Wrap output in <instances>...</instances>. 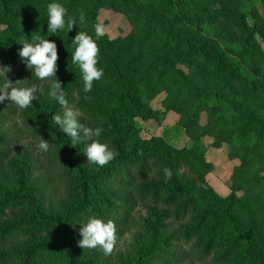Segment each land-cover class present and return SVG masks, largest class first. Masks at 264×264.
I'll return each instance as SVG.
<instances>
[{"label":"rangeland","instance_id":"1","mask_svg":"<svg viewBox=\"0 0 264 264\" xmlns=\"http://www.w3.org/2000/svg\"><path fill=\"white\" fill-rule=\"evenodd\" d=\"M5 1L12 13L21 16L19 20L39 19V13H32L34 4L26 0ZM172 1L176 3L187 30L166 20L162 7L147 9L146 5H138V10L133 11L132 8L131 14L126 15L111 0H41V3L46 10L49 3L62 4L67 9L65 19L75 18V27L91 36L95 33V25L102 23L106 32L101 38L115 53L118 49L111 43L117 42L126 43L136 52L154 51V57L145 59L135 69L130 87L137 85L139 92L137 97L131 94L132 101L99 60L97 67L103 69L104 75L94 81L92 91L85 94L90 99L98 96L116 122L134 125L142 138H159L175 149L197 152L206 164L205 171L196 174L184 167L182 173L199 179L202 186L206 185L209 198L231 207L249 243L264 255V150L236 147L234 140L240 130L220 128L214 113L216 101L211 105L202 99V95L222 96L236 107L235 110L264 117V7L258 0H238L240 14H228L218 6L194 8L189 0ZM81 12L86 17L83 25L79 22ZM28 22L31 25L30 41L32 35L43 36L46 33V29L37 28L33 20ZM76 34L77 31L71 30L62 33L60 38L72 47ZM94 40L99 48L100 42ZM7 48L8 44L0 35V65L9 68L0 73V85L7 79L13 83L22 80L16 85L18 87L37 84L39 99L25 109H19L7 100L0 103V139L6 144L0 183L12 191H16L22 183L26 189L35 192L47 214L57 213L67 204L66 186L46 153L38 150L40 139L31 136L33 132L25 123L32 114L43 112L52 100L49 96L50 82L34 78L32 70H28L19 54L11 58L3 57L2 52ZM190 49H194L192 66L179 64L175 56ZM129 54L128 50L127 56ZM57 65V77L61 82L66 62L59 57ZM78 81L79 91L83 92L80 73ZM70 107L80 110L81 123L98 126L79 106ZM136 145L137 142L132 143L129 149ZM87 165L90 170L99 167ZM117 182L108 185L110 192L124 191ZM150 210V206H140L131 215L128 225L116 227L117 242L111 255L105 256L99 247L84 249L85 260L91 264H135L140 251L152 245L153 234L145 226L147 222L152 223L147 218ZM23 213V210L14 211L11 217H22ZM121 216L117 214L116 218ZM182 232L181 226L174 225L158 239L170 238L169 244L174 248L172 253H181L187 250L188 245L180 239L179 242L174 240ZM73 234L82 239L80 229H75ZM160 248L168 250L166 246L161 245ZM170 260L172 264H200L187 259L185 254ZM155 261L161 264L164 260ZM202 264L215 263L209 261Z\"/></svg>","mask_w":264,"mask_h":264},{"label":"trees","instance_id":"2","mask_svg":"<svg viewBox=\"0 0 264 264\" xmlns=\"http://www.w3.org/2000/svg\"><path fill=\"white\" fill-rule=\"evenodd\" d=\"M26 1L35 5L32 13H39L38 20H19L21 16L12 13L6 1L0 0V35L8 44L2 56L14 57L22 48L19 44L21 41L27 39L31 42L28 37L31 33L29 20H33L37 28L46 29L43 37L57 44L58 58L66 62L61 83L69 106L76 104L104 129L99 139L111 146L117 155L105 167L90 170L84 153L89 142L81 140L72 145L70 138L60 131L52 117L57 113L62 114L63 108L54 99L43 112L32 114L25 121L27 128L33 132L31 136L35 139L42 137L49 141L50 149L45 152L46 157L63 180L68 201L57 213L47 214L35 192L26 189L22 183L16 191L0 183V264H91L85 260L84 249L78 245L80 239L75 237L74 230L81 229V223L91 216L105 222L110 219L116 227L126 226L140 206L151 208L147 218L152 223L147 222L145 226L153 234V240L149 249L140 251L139 260L135 264L159 263L154 262L155 259L164 260L161 264H172L170 258H177L179 254H185L187 259L200 264L209 261L215 264H264V255L249 243L232 208L224 206L217 199L209 198L206 185L202 186L199 179L182 173L184 167L196 174L203 173L206 169L203 158L192 149H175L159 138L144 139L134 125L116 122L98 96L86 100V94L79 91V67L71 59L74 50L60 38L62 33L68 32L67 28L54 34L48 33L47 10L41 0ZM111 1L119 5L126 15L131 14L132 8L133 11L138 10V5H146L147 9L162 7L166 20L187 30L172 0ZM258 1L264 7V0ZM188 3L194 8L218 6L228 14H236L241 10L238 8V0H189ZM3 26L5 28L1 29ZM72 31L78 33L79 30L74 26ZM92 37L101 44L98 60L110 72V77L119 82L122 91L129 95V101H132L131 94L135 97L139 92L137 85L130 87L135 69L145 59L154 57V51L136 52L126 43L117 42L118 45L111 43L118 49V53H115L108 48L103 38H97L95 33H92ZM193 52L194 49H190L187 53L175 56V59L179 64L191 67ZM202 99L211 105L216 101L214 113L217 114L220 128L240 130L234 140L236 147L264 150V117H254L235 110L236 107L222 96L202 95ZM134 142L137 145L129 149ZM5 147V142L0 139V149H3L0 150V168L5 161ZM165 168L172 173L167 180ZM113 181L124 191L110 192L108 185ZM18 210L24 211L23 216L11 217ZM117 214H121V218H116ZM174 225L183 229L182 235L174 241L179 242L180 239L188 245L184 253H172L174 248L169 244L170 238L158 239ZM161 245L168 250L162 251Z\"/></svg>","mask_w":264,"mask_h":264},{"label":"clouds","instance_id":"3","mask_svg":"<svg viewBox=\"0 0 264 264\" xmlns=\"http://www.w3.org/2000/svg\"><path fill=\"white\" fill-rule=\"evenodd\" d=\"M67 9L60 3H49L47 5L48 15V33H56L58 30L70 32L77 25V20L73 17L65 19ZM79 22L81 25L86 23V17L83 12L80 13ZM96 37L105 35L106 29L102 23H97L94 27ZM19 44V57L26 66L32 70L33 77L37 80H48L49 96L54 99L62 108V114H55L52 119L59 126L60 131L65 133L71 140L72 145H76L81 140H87L84 153L87 156L88 163L99 167L108 165L114 158L116 153L110 149L107 143L101 142L99 137L104 129L100 126L90 127L80 122L82 113L79 109L70 107L65 98L64 88L57 77L58 70V48L57 44L48 38L45 39L40 34L32 35L31 42L25 39ZM74 52L71 53L72 63L77 65L81 74L82 91L90 93L93 89L94 81L100 80L103 75V69L98 68L99 48L96 41L91 35L85 31H78L71 42ZM9 69L0 65V73ZM20 81L15 83L7 79L3 85H0V103L5 100L15 104L19 109H25L32 106L34 100H38L39 87L32 84L26 87H18ZM86 100L91 97L85 95ZM38 150L48 152L50 149L49 141L41 137L37 144ZM165 179L171 178V170L164 169ZM80 235L82 239L78 245L83 249H95L99 247L105 256L111 255L114 251L117 236L114 221L91 216L89 219L81 223Z\"/></svg>","mask_w":264,"mask_h":264}]
</instances>
